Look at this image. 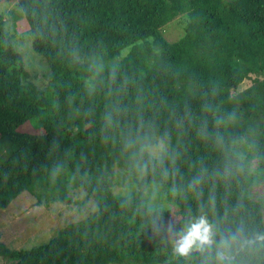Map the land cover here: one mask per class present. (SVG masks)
<instances>
[{"label":"trees","instance_id":"trees-1","mask_svg":"<svg viewBox=\"0 0 264 264\" xmlns=\"http://www.w3.org/2000/svg\"><path fill=\"white\" fill-rule=\"evenodd\" d=\"M2 0H0L1 6ZM51 96L26 82L0 31V209L35 188L98 210L50 243L0 256L14 264H264V203L252 198L239 147L264 177V0H17ZM188 16L184 36L163 28ZM4 21L0 16V27ZM246 80L253 84L241 91ZM36 119L44 134L19 132ZM161 140L157 157L149 149ZM249 139H252L250 141ZM116 169L137 189L116 196ZM172 191L177 231L205 217L214 244L180 256L171 213L145 191ZM223 253L225 260L219 259Z\"/></svg>","mask_w":264,"mask_h":264},{"label":"rangeland","instance_id":"rangeland-1","mask_svg":"<svg viewBox=\"0 0 264 264\" xmlns=\"http://www.w3.org/2000/svg\"><path fill=\"white\" fill-rule=\"evenodd\" d=\"M0 16L3 25L0 31L12 36L11 44L22 58L20 65L26 75V82L33 85L41 94L51 96L52 87L48 82L49 65L45 58L33 48V39L22 13L17 9V0H2ZM188 16H181L163 28L165 38L170 42L180 40L185 34ZM253 84L246 80L240 90H246ZM19 132L41 136L42 126L33 119L19 128ZM252 141V139H249ZM248 144L239 147L240 154L246 161L249 173L254 179L249 185L253 199L264 203V177L258 171L255 158L248 150ZM165 149L161 140L149 149L155 157ZM9 146H0V164L7 158ZM137 189L136 184L120 170L115 171L113 193L116 196H129ZM147 204L152 209H165L171 213L167 220V235L172 244L178 238L177 225L180 221V211L172 200V191H162L157 185L148 187L145 191ZM73 204L69 205L50 199L43 191L34 189L22 194L7 210L0 209V243L12 250H30L43 246L56 239L64 229L72 224L80 223L98 210L97 201L84 188L73 189L71 192ZM171 226L175 232H170ZM0 264H14L0 256Z\"/></svg>","mask_w":264,"mask_h":264},{"label":"clouds","instance_id":"clouds-1","mask_svg":"<svg viewBox=\"0 0 264 264\" xmlns=\"http://www.w3.org/2000/svg\"><path fill=\"white\" fill-rule=\"evenodd\" d=\"M168 230L175 232L171 226L168 227ZM214 235L212 224L201 216L194 222H190L186 230L178 234V238L175 240V252L180 256H189L193 252H203L214 244ZM259 239L264 240V236L259 237ZM218 255L221 261L226 259L223 253Z\"/></svg>","mask_w":264,"mask_h":264}]
</instances>
